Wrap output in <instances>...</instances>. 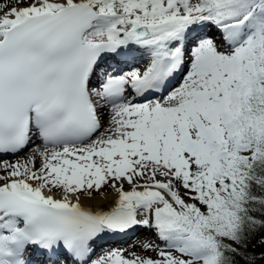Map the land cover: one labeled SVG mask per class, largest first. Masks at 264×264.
I'll list each match as a JSON object with an SVG mask.
<instances>
[{"label":"snow or ice","instance_id":"obj_1","mask_svg":"<svg viewBox=\"0 0 264 264\" xmlns=\"http://www.w3.org/2000/svg\"><path fill=\"white\" fill-rule=\"evenodd\" d=\"M22 3L0 9V157L43 146L0 159V264L264 260V0ZM135 226L155 257H94Z\"/></svg>","mask_w":264,"mask_h":264},{"label":"bare ground","instance_id":"obj_2","mask_svg":"<svg viewBox=\"0 0 264 264\" xmlns=\"http://www.w3.org/2000/svg\"><path fill=\"white\" fill-rule=\"evenodd\" d=\"M0 1H2V0H0ZM28 2H30V0H24V3L15 4V6H17V7L25 6L26 3H28ZM5 4L8 5L7 8L0 7V9H3V11H7L11 6H13V0H7V2ZM0 14H2V12H0ZM207 31L210 34H212L211 33L212 29H208ZM213 37L216 38L217 36L214 35ZM93 86H95V85H93ZM33 140L36 141V138L34 137ZM42 146L43 145L40 144V145L32 147L30 152H26L24 154H21L22 152H20L18 154V156H10V158L5 157L3 159L9 160V161H15L16 159L25 158L32 152V150L34 148L42 147ZM48 147H51V146H48ZM38 166H39V161H37V167ZM124 187L127 190L129 186L127 184H125ZM104 191L108 192V198L107 199L102 198L99 193H93V197L94 198H92V199L82 198L81 199L82 205L86 206V207L90 206V207H92L94 209L95 208H100V209H103V210H107L114 203L115 199L117 198V194L115 193L114 190L109 191L108 189H104ZM152 232L154 233L153 229H150L148 227L135 226L132 229L128 230V232L126 234L115 236V238L112 241L98 244L97 243L99 241L98 240L96 242V245H95L96 252L94 254V257L95 256H99V255L103 254L104 251L111 250L112 248H114L116 246L117 247H122V248H130V246L136 244V242L141 241V240H147V241L150 242V240H151L150 238L153 235V234H151ZM155 242H157L159 244L163 243L162 241H159L157 239V237L155 239ZM130 250L141 251L139 249L138 245L135 248H130ZM141 252H143V251H141ZM60 259L64 260V259H66V257L62 256V257H60ZM33 262H34V259H33Z\"/></svg>","mask_w":264,"mask_h":264},{"label":"rangeland","instance_id":"obj_3","mask_svg":"<svg viewBox=\"0 0 264 264\" xmlns=\"http://www.w3.org/2000/svg\"><path fill=\"white\" fill-rule=\"evenodd\" d=\"M7 2V0H2L0 1V7H4L5 3ZM218 38V37H216ZM37 145H40V141L37 139L36 141H34L33 143H30L23 151L21 154H24L26 152H30L31 148L34 147V146H37ZM7 158H10V157H7ZM14 158V157H13ZM0 159H3L2 157H0ZM152 234V233H151ZM150 242L151 243H154V244H158L160 245L161 247H163V243H157L155 242V237L152 235V237L150 238ZM120 246V245H119ZM117 247V246H116ZM114 247V248H116ZM142 255H147V256H152V257H155L156 256V252L154 251H146V252H141ZM69 264V263H68Z\"/></svg>","mask_w":264,"mask_h":264},{"label":"trees","instance_id":"obj_4","mask_svg":"<svg viewBox=\"0 0 264 264\" xmlns=\"http://www.w3.org/2000/svg\"><path fill=\"white\" fill-rule=\"evenodd\" d=\"M249 251L258 255L261 251H264V249H261L260 246H258V245L254 248L252 247V245H250ZM241 264H244V261H241ZM256 264H264V260H257Z\"/></svg>","mask_w":264,"mask_h":264}]
</instances>
